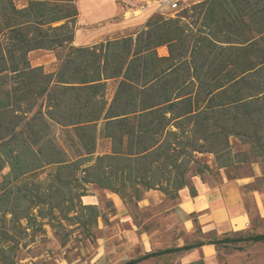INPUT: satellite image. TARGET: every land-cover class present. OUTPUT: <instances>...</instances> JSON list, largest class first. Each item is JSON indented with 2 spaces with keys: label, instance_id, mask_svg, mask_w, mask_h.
I'll return each mask as SVG.
<instances>
[{
  "label": "trees",
  "instance_id": "trees-1",
  "mask_svg": "<svg viewBox=\"0 0 264 264\" xmlns=\"http://www.w3.org/2000/svg\"><path fill=\"white\" fill-rule=\"evenodd\" d=\"M77 14L74 0H0V172L8 167L0 179V253L18 243L8 222L57 211L70 218L72 188L83 183L135 205L150 189L175 197L197 153L225 149L230 136L264 137V0H200L86 46L73 44ZM45 49L65 51L55 71L29 62L31 51ZM108 80L117 81L110 102ZM53 125L65 129L73 156L55 142ZM98 134L110 143L102 155H95ZM233 163L228 152L221 156L220 167ZM84 209L97 215L95 206ZM239 241L264 234L213 244Z\"/></svg>",
  "mask_w": 264,
  "mask_h": 264
},
{
  "label": "rangeland",
  "instance_id": "rangeland-1",
  "mask_svg": "<svg viewBox=\"0 0 264 264\" xmlns=\"http://www.w3.org/2000/svg\"><path fill=\"white\" fill-rule=\"evenodd\" d=\"M18 6L25 4V0H14ZM200 0H178V6L172 11L165 4L158 1L156 12L153 8L147 12L150 15L161 14L165 17H175L186 7L198 3ZM142 3L134 7H140ZM140 11H135L133 16H140ZM129 17V13L126 14ZM149 18V17H148ZM143 24L133 25L116 34L103 36L101 40L130 35L141 29ZM64 50H34L28 55L30 64L42 66L44 71H55L59 65V57ZM159 55H166L165 46L158 49ZM116 80H108L104 97L110 102L116 87ZM240 129V128H239ZM247 129V128H246ZM99 130V129H98ZM245 133V129H240ZM52 134L55 142L66 149L70 156L74 155L65 129L57 125L52 126ZM225 149L217 150L216 153H197L199 160L195 168L202 172L196 173L192 167L189 171L188 188L194 184L202 183L214 185L225 178L235 177L250 173L253 164H258L264 171V137L261 140L252 139L248 143L243 138L230 136ZM107 138L97 135L95 155H102L110 150ZM228 152L233 158V164L220 167L221 156ZM243 160V161H239ZM53 170L52 166L37 172V178L44 180L46 175ZM6 167L1 175L7 173ZM68 173H64V180H70ZM1 181V180H0ZM264 182V178L261 181ZM74 182H72V185ZM187 188L183 187L182 189ZM175 197L164 194L161 190L150 189L146 191L135 204L127 203L118 194L110 190H102L95 183H83L77 188H72L70 195L74 211L63 217V212H55L49 218H37L28 224L24 219L18 223L8 222L6 228L18 238V243L6 244L0 253V264H110V260L122 256L129 250H134L140 236L149 238L150 242L166 245L180 236L188 239L185 232L181 230L170 216L171 207L179 200V194ZM86 206H95L97 215L93 218ZM65 208V207H63ZM65 211V209H63ZM36 211H34L35 213ZM36 214V213H35ZM77 215L79 218H71ZM10 215L6 216V220ZM92 218V219H91ZM259 223V222H258ZM257 223V224H258ZM2 220H0V225ZM29 225V228H24ZM256 225V224H255ZM258 227V226H257ZM254 227L252 231L241 233V236L252 235L263 230L262 227ZM195 234L199 235L198 232ZM207 236H201L204 239ZM129 238V242L126 239ZM135 244H133V240ZM117 245V247L115 246ZM115 252V253H114ZM216 264H264V245L260 243L238 242L236 244H224L217 248Z\"/></svg>",
  "mask_w": 264,
  "mask_h": 264
},
{
  "label": "crops",
  "instance_id": "crops-1",
  "mask_svg": "<svg viewBox=\"0 0 264 264\" xmlns=\"http://www.w3.org/2000/svg\"><path fill=\"white\" fill-rule=\"evenodd\" d=\"M74 1L78 14L73 44L79 46L93 44L103 36L116 34L117 31L126 30L133 25L144 26L153 16L150 14L156 12L159 6V0ZM139 3H142L140 7H134ZM165 7L170 11L176 8L169 5ZM147 8H153L154 11L148 14ZM135 11H140L141 15L133 16ZM128 13L129 17H126ZM263 178L262 168L258 164H253L250 173L225 178L218 184L198 183L194 184L193 188L186 186L187 188L181 190L177 203L171 207L170 216L185 232L188 239L180 236L166 245H161L140 236L138 244L134 245V250H129L108 262L110 264H216L217 246L213 244L214 241L237 238L241 233L252 231L254 227L259 228V223L263 230L254 234H264V182H261ZM196 232L199 235L195 234ZM202 235L207 237L200 239ZM126 240L129 242V238ZM132 240L135 244L134 239ZM198 240L204 242L187 250L181 249L185 244H193ZM242 242L264 245V241Z\"/></svg>",
  "mask_w": 264,
  "mask_h": 264
},
{
  "label": "built area",
  "instance_id": "built-area-1",
  "mask_svg": "<svg viewBox=\"0 0 264 264\" xmlns=\"http://www.w3.org/2000/svg\"><path fill=\"white\" fill-rule=\"evenodd\" d=\"M161 3L165 4V5H169V6H173V7H177L178 6V0H159Z\"/></svg>",
  "mask_w": 264,
  "mask_h": 264
}]
</instances>
